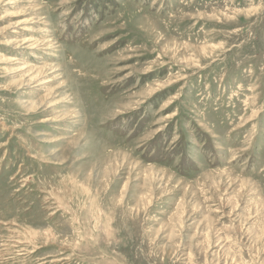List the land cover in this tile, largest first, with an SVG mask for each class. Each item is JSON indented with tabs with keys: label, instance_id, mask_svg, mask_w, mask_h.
<instances>
[{
	"label": "rangeland",
	"instance_id": "rangeland-1",
	"mask_svg": "<svg viewBox=\"0 0 264 264\" xmlns=\"http://www.w3.org/2000/svg\"><path fill=\"white\" fill-rule=\"evenodd\" d=\"M0 264H264V0H0Z\"/></svg>",
	"mask_w": 264,
	"mask_h": 264
}]
</instances>
